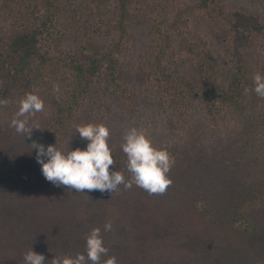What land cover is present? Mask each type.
Wrapping results in <instances>:
<instances>
[{"label":"trees","instance_id":"trees-1","mask_svg":"<svg viewBox=\"0 0 264 264\" xmlns=\"http://www.w3.org/2000/svg\"><path fill=\"white\" fill-rule=\"evenodd\" d=\"M0 17V99L10 101L0 106V264H24L30 249L44 264L86 255L94 227L118 264H264V98L253 81L264 75V9L0 0ZM28 92L45 105L29 125L47 124L30 137L9 126ZM89 123L110 129V171L126 178L128 129L167 149L175 165L166 194L135 185L76 192L47 181L33 141L86 149L71 133Z\"/></svg>","mask_w":264,"mask_h":264},{"label":"clouds","instance_id":"clouds-1","mask_svg":"<svg viewBox=\"0 0 264 264\" xmlns=\"http://www.w3.org/2000/svg\"><path fill=\"white\" fill-rule=\"evenodd\" d=\"M255 93L264 98V75L256 73L253 78ZM55 93L59 94V84L53 85ZM249 89L245 88V93ZM7 99H0V106H7ZM45 108L42 98L28 92L19 101L18 111L13 116L10 127L16 133L31 136L32 130L41 129L38 122L29 125V118ZM81 139L89 141L86 149H60L33 141L32 148L37 149L36 159L41 164L45 179L56 186H65L76 192L99 190L101 192H116L121 185L130 189L133 185L143 189L149 195H164L172 186L173 180L168 175L175 165V158L167 149L157 148L147 134L131 127L123 136L122 151L127 156L126 169L130 174L126 178L122 171H110L115 163L112 149L108 144L110 129L104 124H86L77 126ZM47 157L45 160L44 158ZM113 225L108 221L104 231H110ZM109 249L104 245L101 229L94 227L86 236V255L77 253L75 256H55L51 264H101L102 257H107L103 264H118L117 258L108 256ZM24 264H44L45 257L30 249L23 256Z\"/></svg>","mask_w":264,"mask_h":264},{"label":"rangeland","instance_id":"rangeland-1","mask_svg":"<svg viewBox=\"0 0 264 264\" xmlns=\"http://www.w3.org/2000/svg\"><path fill=\"white\" fill-rule=\"evenodd\" d=\"M226 1H228V4L229 5L232 4V6H236V7L237 6H243L245 8H257V7H259L262 10L264 9V5L262 4V2H264V0H226ZM8 9H9V11H12L11 12V15H9L8 13L5 12V15L7 17L3 14V16H5V17H3V19H6V18H9L10 19V16L13 15L14 10L11 9V8H8ZM35 119H37V118H35ZM34 121L35 122H38L41 127L47 125V124H45V123H43L41 121H36V120H34ZM73 133L74 132L71 133L72 134V138L74 140H75V138H77V140L81 143V141H83V139H81L80 134L78 136L77 134H73ZM152 143H153V141H152ZM85 147H87V145ZM5 169H8V167L5 166ZM262 172L264 173V171H262ZM1 180H2L1 181L2 182V185H4V187H6V189L9 188L10 182L12 181V179L10 177H8L7 175H5ZM263 200H264V198H263ZM255 202L256 201L254 200L253 201V204H255ZM243 223H245V226H248L247 225V221H245Z\"/></svg>","mask_w":264,"mask_h":264}]
</instances>
